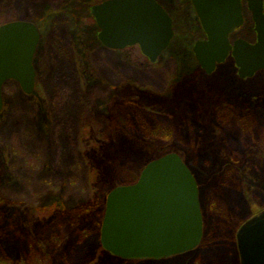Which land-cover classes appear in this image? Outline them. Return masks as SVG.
<instances>
[{"label": "rangeland", "instance_id": "1", "mask_svg": "<svg viewBox=\"0 0 264 264\" xmlns=\"http://www.w3.org/2000/svg\"><path fill=\"white\" fill-rule=\"evenodd\" d=\"M158 1L175 36L151 63L138 47L113 52L99 43L85 0H0V26L27 21L41 35L34 93L15 81L3 88L0 264H241L236 233L264 210V72L241 79L229 58L212 74L200 71L194 46L205 33L192 1ZM243 15L231 39L254 43L247 0ZM183 88L193 95L181 106L162 101ZM131 95L136 99L125 103ZM231 108L235 119L226 115ZM161 123L174 132L164 148L143 137ZM248 151L262 159H249ZM169 153L180 155L197 180L203 242L156 261L103 252V196L107 202L112 189L126 186L125 169L139 174Z\"/></svg>", "mask_w": 264, "mask_h": 264}, {"label": "water", "instance_id": "2", "mask_svg": "<svg viewBox=\"0 0 264 264\" xmlns=\"http://www.w3.org/2000/svg\"><path fill=\"white\" fill-rule=\"evenodd\" d=\"M206 40L194 47L201 68L212 74L232 55L241 79L264 72V0H247L256 41H231L245 23L243 0H191ZM98 39L110 50L139 47L156 63L173 38V20L156 0H106L92 8ZM38 27L27 21L0 26V113L9 81L26 95L35 91ZM204 236L198 183L177 153L148 163L139 180L112 190L101 228L103 249L123 260H161L197 249ZM241 264H264V210L236 233Z\"/></svg>", "mask_w": 264, "mask_h": 264}, {"label": "trees", "instance_id": "3", "mask_svg": "<svg viewBox=\"0 0 264 264\" xmlns=\"http://www.w3.org/2000/svg\"><path fill=\"white\" fill-rule=\"evenodd\" d=\"M98 3H96V2H93V0H85V6L87 5V6H89L90 8H88V11L90 12V16H91V20L93 21V23L96 25V23H95V20H94V18L92 17V15H91V8L94 6V5H97ZM98 34H99V29H98ZM100 43V42H99ZM199 70L200 71H202V69L199 67ZM6 85V84H5ZM175 87V86H174ZM184 90H188V88H183V90H178L177 92H176V94L174 93H172V96L170 95V96H162V101H164L165 99H166V101H164V103L166 104V105H168V102H173V100H175L176 102H175V104L177 103V102H179L180 104H179V106H181L182 105V103H184V101L186 100V99H190V97L193 95L192 94V92L191 93H187L186 91H184ZM171 98H173V99H171ZM131 99L132 100H135L136 99V97H134V96H129V97H127L126 99H125V103H129V104H131L132 103V101H131ZM163 103V104H164ZM135 104V103H134ZM164 104V105H165ZM219 107V104L218 103H216L215 105H214V108H218ZM150 111H148L149 113H151V115H153V117H162V113L161 112H158V111H156V110H153V109H149ZM164 113V112H163ZM165 114V113H164ZM161 115V116H160ZM226 115H228V117L230 118V119H235L236 117V115H235V111H233V109L231 108V110L230 111H227L226 110ZM229 119V120H230ZM223 122L222 123H225L226 124V117L225 118H222L221 119ZM228 120V121H229ZM147 121V125H149V123L150 122H153L152 120H150V122L148 121V119L146 120ZM227 121V122H228ZM249 124H254V122L252 121V120H249L248 119V121H247ZM249 124H247V125H249ZM261 129H262V127H264V112H263V118H262V121H261ZM147 125L145 124V126L147 127ZM156 126V127H155ZM152 129H149L148 130V132L147 133H145V134H143V137H144V139L145 140H147V141H150V142H152L153 143V145L155 144L154 142L155 141H157V142H160V145H163L162 146V148H164V147H167L171 142H172V138L174 137V132H173V130H170L169 128H165V126L161 123L160 125H155ZM245 127V126H244ZM253 127V126H252ZM148 128V127H147ZM214 137L213 138H215V140H220V138L217 136V135H213ZM156 146V145H155ZM248 154V155H247ZM246 156H248L249 157V159L250 158H252V157H254V156H256L257 158H260V159H262L261 158V155H260V153L258 154V153H254V152H251V151H248V152H246V154H245ZM127 169H125L124 170V177H122V182H124L122 185H131V184H134V183H136L137 181H138V179H139V176H140V173L139 174H136V172L135 171H132V170H127ZM121 179V178H120ZM102 200H103V202L102 203H99V207L102 205L103 206V204H104V206H105V202H106V194H105V196H103V198H102ZM5 202L3 201V200H0V206H2L3 204H4ZM103 206V209H102V211L100 212V215H101V217H104V213H105V207ZM3 218V219H2ZM2 220H4V219H6V213H3V215H2ZM5 233H7V231H4ZM103 252H106V251H104L103 250Z\"/></svg>", "mask_w": 264, "mask_h": 264}, {"label": "flooded vegetation", "instance_id": "4", "mask_svg": "<svg viewBox=\"0 0 264 264\" xmlns=\"http://www.w3.org/2000/svg\"><path fill=\"white\" fill-rule=\"evenodd\" d=\"M236 32H237V31H236ZM236 32L232 35V37L235 36ZM232 37H231V38H232ZM203 40H206V35H205V38H204ZM203 40H202V41H203ZM231 41H232V39H231ZM232 42H234V41H232ZM230 59H232V57H230ZM233 61H234V60H233ZM234 65H235V63H234ZM235 69L237 70L236 66H235Z\"/></svg>", "mask_w": 264, "mask_h": 264}]
</instances>
